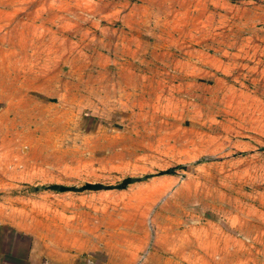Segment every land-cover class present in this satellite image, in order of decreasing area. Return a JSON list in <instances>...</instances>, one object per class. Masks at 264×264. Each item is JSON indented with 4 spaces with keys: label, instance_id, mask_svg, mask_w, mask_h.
Wrapping results in <instances>:
<instances>
[{
    "label": "rangeland",
    "instance_id": "1",
    "mask_svg": "<svg viewBox=\"0 0 264 264\" xmlns=\"http://www.w3.org/2000/svg\"><path fill=\"white\" fill-rule=\"evenodd\" d=\"M7 224L264 264V0H0Z\"/></svg>",
    "mask_w": 264,
    "mask_h": 264
},
{
    "label": "crops",
    "instance_id": "2",
    "mask_svg": "<svg viewBox=\"0 0 264 264\" xmlns=\"http://www.w3.org/2000/svg\"><path fill=\"white\" fill-rule=\"evenodd\" d=\"M14 233L18 242L10 246V224L0 225V264H189L184 253L176 254L180 245L173 241L149 249L145 246L136 254L125 244L106 241L70 247L29 237L22 243L26 235Z\"/></svg>",
    "mask_w": 264,
    "mask_h": 264
},
{
    "label": "trees",
    "instance_id": "3",
    "mask_svg": "<svg viewBox=\"0 0 264 264\" xmlns=\"http://www.w3.org/2000/svg\"><path fill=\"white\" fill-rule=\"evenodd\" d=\"M171 171V169H167L166 172L169 173Z\"/></svg>",
    "mask_w": 264,
    "mask_h": 264
}]
</instances>
